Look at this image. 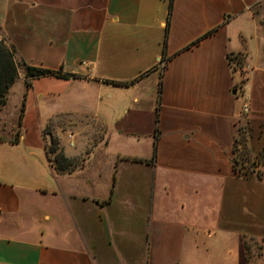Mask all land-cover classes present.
I'll use <instances>...</instances> for the list:
<instances>
[{
    "label": "crops",
    "instance_id": "1",
    "mask_svg": "<svg viewBox=\"0 0 264 264\" xmlns=\"http://www.w3.org/2000/svg\"><path fill=\"white\" fill-rule=\"evenodd\" d=\"M169 3L0 0L5 43L75 76L36 78L68 85L82 104L71 124L103 142L109 112L123 113L120 134L136 141L63 173L22 129L18 143L0 138V264H205L220 254L200 244L217 237L233 264L256 246L264 264V0H173L164 57Z\"/></svg>",
    "mask_w": 264,
    "mask_h": 264
},
{
    "label": "rangeland",
    "instance_id": "2",
    "mask_svg": "<svg viewBox=\"0 0 264 264\" xmlns=\"http://www.w3.org/2000/svg\"><path fill=\"white\" fill-rule=\"evenodd\" d=\"M0 37L3 39L1 35ZM62 80L66 79L62 78ZM62 80L56 78H41L31 81L30 87H27L24 81L18 77L9 91L5 101L6 103H0V138H19L22 129V134L26 138V141H29V143L38 149L44 150L45 146L47 150L54 148L58 153H63L70 161V165L66 167V173L75 172L80 169L81 164L85 162V159L93 150V153L97 157L102 154L113 155L117 151L130 154L131 146L136 142L134 140L135 138L130 135L123 136L120 134V131H122L120 126L127 123L129 116L123 113L115 114L109 112L117 126L110 129L105 136V140L102 142L100 134L95 128L85 126L78 128L71 124L74 116L72 109L81 108L82 104L80 105L76 100H73V102L69 100L68 94L70 90L68 85L63 83ZM95 103V99H93V101L88 100L86 104V107L88 106L87 109L93 111V115L95 114ZM245 106L248 108L246 102L244 103ZM247 112L244 114H247ZM57 113L60 115H57ZM95 119L94 116L91 119V122L94 124ZM155 119L156 113L154 110L145 119V123L147 124L144 128L145 132H148ZM70 133L74 134L72 145H70V139L68 138ZM83 143L84 149L81 154L82 157L79 159L68 157L69 154L65 150L68 152L79 151ZM96 146H98L97 149H94ZM47 160L50 163V160ZM236 160L241 170H245L242 175L251 178L253 163L248 159H242V153L238 150L236 152ZM200 246V251H207L209 248L215 253L220 254L210 258L206 257L205 264H215V262L216 264H233V261L234 263L238 262L239 258L233 253L235 249L232 242L217 237L206 240ZM255 250L254 252L250 250L248 253L250 264H257L258 259H260V251L257 246Z\"/></svg>",
    "mask_w": 264,
    "mask_h": 264
},
{
    "label": "trees",
    "instance_id": "3",
    "mask_svg": "<svg viewBox=\"0 0 264 264\" xmlns=\"http://www.w3.org/2000/svg\"><path fill=\"white\" fill-rule=\"evenodd\" d=\"M173 7V0H170L169 3V13L167 18V26H166V35L163 42V55L166 57V38L168 34L169 24H170V16ZM213 32H210L208 35H211ZM200 40L195 42L189 47L197 44ZM187 47V49L189 48ZM163 57V62L167 63L168 58ZM19 70H22L25 74V81L26 86L30 87L31 80L40 78L43 76H55L58 78L68 79L70 77H75L74 75L70 74H63L60 72H54L51 70L38 68L34 66L28 65L16 52L14 47L7 45L4 41L0 42V103L5 104L6 98L9 94L10 89L12 88L13 84L16 82L17 78L19 77ZM161 91V86L159 88V94ZM18 138L15 137L11 142L18 143ZM156 147V142H155ZM45 153L47 159L50 160V164L53 165L57 171L59 172H66L67 165H70L69 159L63 154L58 153L54 148L51 150L45 149ZM155 155V154H154ZM66 164V165H65Z\"/></svg>",
    "mask_w": 264,
    "mask_h": 264
},
{
    "label": "built area",
    "instance_id": "4",
    "mask_svg": "<svg viewBox=\"0 0 264 264\" xmlns=\"http://www.w3.org/2000/svg\"><path fill=\"white\" fill-rule=\"evenodd\" d=\"M4 41L1 37H0V42ZM5 42V41H4ZM248 111V108L247 106L244 107V113H246ZM68 138L70 139V145L73 144V140H74V134L73 133H70L68 135Z\"/></svg>",
    "mask_w": 264,
    "mask_h": 264
}]
</instances>
